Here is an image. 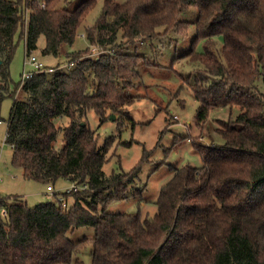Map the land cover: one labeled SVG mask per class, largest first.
Returning a JSON list of instances; mask_svg holds the SVG:
<instances>
[{"label": "trees", "instance_id": "1", "mask_svg": "<svg viewBox=\"0 0 264 264\" xmlns=\"http://www.w3.org/2000/svg\"><path fill=\"white\" fill-rule=\"evenodd\" d=\"M96 2L80 0L71 8L66 0H0V111L10 98L4 140L12 150L10 166L46 187L61 179L86 187L58 191L33 207L0 198V264H85L80 255L87 249L90 264H264V0H104L84 30L88 46L65 56L75 67L38 73L11 92L18 28L25 56L43 36L41 56L57 57L72 46ZM190 7L197 9L195 35L175 61L188 59L200 68L180 75L181 87L199 104L194 121L200 130L211 109L227 113L213 119L222 143H192L202 165L172 169L154 216L109 213L112 202L130 197L139 168L104 175L114 137L98 149L86 114L93 111L100 121L108 114L129 118L139 57L111 51L171 29L185 37L191 24L179 17ZM92 47L111 53L91 58ZM19 88L22 100L15 98ZM60 118L67 126H57ZM82 227L92 228L93 237L71 241L68 234Z\"/></svg>", "mask_w": 264, "mask_h": 264}, {"label": "rangeland", "instance_id": "2", "mask_svg": "<svg viewBox=\"0 0 264 264\" xmlns=\"http://www.w3.org/2000/svg\"><path fill=\"white\" fill-rule=\"evenodd\" d=\"M73 8L80 0H66ZM104 0H97L96 5L83 21L74 43L71 47H62L57 57H43L40 52L45 46V39L41 36L37 42L34 54L46 66L47 75H52L67 59L66 54L84 50L88 43L84 30L94 24L101 12ZM62 5V4H61ZM197 9L190 7L182 12L179 21L190 23L184 37L175 29H171L165 36L154 40L138 39L134 44H121L114 47L118 55H138L139 60L136 71L139 73L138 84L128 91L133 102L126 106L129 118L118 119L116 114H108L105 121H100L93 111H88L86 121L88 128L95 133L97 148L101 149L105 141L114 137L108 146L106 162L102 172L106 177L112 173H128L138 167L134 183L128 186L129 198L112 202L107 208L109 213H140L141 217H152L156 213V199L162 186L173 176L172 169H180L185 165L200 167L202 159L192 147L197 141L204 145L213 142L222 143L221 137L214 133L216 127L213 119L225 118L227 113L219 109H211L208 114L206 127L200 130L194 121L198 102L191 90L185 85L181 87L183 77L190 76L194 69L200 68L188 59L176 60L183 51L190 46L194 35V23ZM163 31V28L159 29ZM19 27L16 35V49L10 65L11 86L13 92L22 81L23 60L25 57L24 40L20 37ZM218 48L222 45V38H215ZM119 43V42H118ZM197 52L203 50L202 43H197ZM93 58L99 54L109 55L108 51L99 52L90 49ZM112 53V55H113ZM88 55V54H87ZM142 58V59H141ZM24 97L19 88L15 98ZM11 99L6 98L0 111V198H19L28 206L33 207L53 199V194L46 191V185L23 178L19 170L10 166L11 148L5 144L6 120L8 118ZM112 115L114 118L112 119ZM213 121V122H212ZM57 126H67L68 119L56 120ZM61 135L56 143L57 148L62 147ZM70 183L58 180L54 187L55 192H63L69 188ZM67 203L71 205L73 199ZM94 230L82 227L68 234L71 241L76 242L83 237H93ZM90 249L82 252L80 258L85 264H90Z\"/></svg>", "mask_w": 264, "mask_h": 264}, {"label": "built area", "instance_id": "3", "mask_svg": "<svg viewBox=\"0 0 264 264\" xmlns=\"http://www.w3.org/2000/svg\"><path fill=\"white\" fill-rule=\"evenodd\" d=\"M92 51H96L95 47L91 48ZM91 58H93V55L90 56ZM76 62H67L65 63L63 66L59 67V69H71L73 67H75ZM46 72L45 70V66L44 64L40 61L39 58H37L34 54H28L25 56L24 61H23V71H22V80H28L30 78H32L34 75L38 74V73H43ZM1 124V121H0ZM86 187L85 185H78V184H70L69 188L63 190V192H65L66 194H70V193H76L79 191H83L85 190ZM46 191L47 192H51L52 194L56 193L54 191V187L52 186H47L46 187ZM3 213H5V211H3Z\"/></svg>", "mask_w": 264, "mask_h": 264}, {"label": "crops", "instance_id": "4", "mask_svg": "<svg viewBox=\"0 0 264 264\" xmlns=\"http://www.w3.org/2000/svg\"><path fill=\"white\" fill-rule=\"evenodd\" d=\"M25 98V94H24V97L22 96V98H17L18 100H22V99H24Z\"/></svg>", "mask_w": 264, "mask_h": 264}, {"label": "water", "instance_id": "5", "mask_svg": "<svg viewBox=\"0 0 264 264\" xmlns=\"http://www.w3.org/2000/svg\"><path fill=\"white\" fill-rule=\"evenodd\" d=\"M114 118V116L112 115V119Z\"/></svg>", "mask_w": 264, "mask_h": 264}]
</instances>
